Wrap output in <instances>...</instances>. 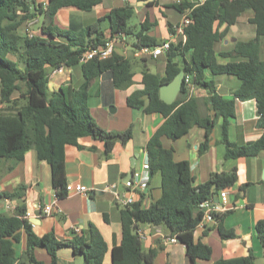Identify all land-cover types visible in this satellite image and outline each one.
<instances>
[{"label": "trees", "instance_id": "1", "mask_svg": "<svg viewBox=\"0 0 264 264\" xmlns=\"http://www.w3.org/2000/svg\"><path fill=\"white\" fill-rule=\"evenodd\" d=\"M102 1L49 0L46 4H36L34 0H0V158L17 160L24 153L25 143L35 141L37 158L46 160L50 165L52 185L58 197L67 194L65 144L78 145V138L91 136L103 141L105 151L109 153L116 141H126L132 134L131 126L120 132L107 131L96 123L90 113L89 89L100 74L110 71L116 87L127 86L133 75L130 60L113 52L105 58L95 56L80 62L81 54L88 47L104 44L102 22L107 20L111 36L132 34L136 49L162 42L146 34L147 20L141 23L138 31H131L128 20L133 6L128 2L113 7L105 17L79 31L51 24L62 7L74 6L89 11ZM176 8L190 18L184 28L185 38L172 42L166 50L164 74L144 70V87L127 97L128 106L138 110L143 109L144 100L149 97V104L143 111L158 112L165 117L146 144L149 174L150 177L159 174L160 195L152 199L148 206H142L141 199H138L120 211L122 239L111 248L112 264H153L158 248L142 250L136 233L139 223L166 227L185 245L190 264H207L204 261L210 259V246L193 236L203 215L199 204L215 192L232 186L237 179L236 172L211 173L206 181L195 184L190 163L175 160L173 149L163 146V136L170 139L182 137L190 123L199 121L204 129V140L198 149L203 152L208 147L215 119L221 116L220 141L225 145L224 158L254 156L264 150V60L260 59L257 39L264 35V0H205L201 4L193 1L178 4ZM247 8L254 11L250 22L256 27V38L237 40L230 51L217 53L218 43L229 30L219 31V26L234 24L236 16ZM39 15L42 16L40 28L46 38L23 36L18 32L19 26L27 19ZM217 55L230 60L219 63ZM77 64H81V86L75 87L66 82L57 89L49 90V69L70 68ZM180 70L191 75L194 85L212 91L214 81L208 79V75H233L239 79L240 85L232 99H224L212 92L208 99L214 116H201L194 99L187 97L184 87L183 94L170 104L159 96L160 85L171 81ZM248 98L255 99L258 124L263 133L254 141L236 144L228 138L227 119L234 114V99ZM140 194L143 196L144 192ZM23 215L24 207L16 216L0 215V264H26L17 263L14 253L13 244L19 239L21 228L26 232L25 254L29 263L45 264L34 257L33 248L36 246L44 248L50 255L47 264H57L58 249L67 246L82 255L83 264H102L107 245L93 224H89L87 232L74 240H58L52 232L37 236ZM223 215L224 212L214 214L220 237H234V231L225 229L221 224ZM255 232L263 248L264 264V219L256 221ZM211 264H253V255L221 258Z\"/></svg>", "mask_w": 264, "mask_h": 264}, {"label": "crops", "instance_id": "2", "mask_svg": "<svg viewBox=\"0 0 264 264\" xmlns=\"http://www.w3.org/2000/svg\"><path fill=\"white\" fill-rule=\"evenodd\" d=\"M48 1L34 0L36 4H46ZM134 1L136 0H103L89 11L74 6L62 7L54 15L51 24L62 29L79 31L105 17L113 7L128 2L133 6L132 16L136 17L139 24L130 25L128 20L131 31H138L141 23L147 20L146 34L160 42L172 39L174 26L183 18L184 13L176 6L194 0H150L151 4L148 1L145 4L132 5L131 2ZM253 16L254 11L247 8L236 16L234 24H221L219 31L225 28L229 30L218 43L216 52L230 51L237 40L256 38V27L250 22ZM38 17L41 24L42 16ZM35 24L28 31L23 23L18 32L23 36L46 38L40 26L33 29ZM102 27L105 41H113L112 52L130 60L133 75L131 83L127 86L116 87L110 71L100 74L89 89L90 113L96 123L107 131L120 132L131 126L130 138L126 141H116L109 153L105 151L103 141L91 136L78 138V145L65 144L64 168L67 183L83 184L88 189L86 193L71 191L63 197L55 194L50 165L46 160L37 158L35 141H27L24 153L19 159L0 158V215L16 216L19 209L24 207L23 216L37 236L52 232L58 240H74L87 232L89 224H93L107 245L102 264H112L111 248L118 245L122 239L120 211L127 205L124 199L128 192L123 182L130 177L131 170L139 169L147 160L146 144L165 120L158 112L145 113L143 109L128 106L127 97L144 87V70L164 74L166 53L156 57L137 56L132 34L111 36L107 20L102 22ZM231 38L235 40L232 41ZM175 39H180V36ZM257 39L259 56L264 60V35ZM216 57L219 63L230 60L219 55ZM80 66L81 64L65 67L53 74L50 73L52 69H49V90L57 89L66 82L75 87L81 86L83 77ZM208 79L214 81V91L194 84L183 87L187 97L194 99L198 114L213 118L214 113L208 99L210 94L213 92L224 99H232L240 81L227 74L208 75ZM183 92L182 88L177 97ZM257 112L254 98L234 99V114L227 119L230 141L245 144L262 135L263 129L258 124ZM221 123L222 117L219 116L209 133L208 147L203 152L198 149L204 140V129L199 121L190 123L187 133L182 137L170 139L163 136L161 142L164 147L173 149L175 160H187L190 163L195 184L206 181L211 173L232 170L236 172L235 183L225 189L229 210L224 212L221 221L225 229L234 231L235 236L222 239L214 222H205L194 229L195 240L211 248L210 259L204 263L211 264L221 258L242 257L251 253L253 264H263V248L255 232V223L264 219V150L254 156L224 158L225 145L220 141ZM159 186V174L150 177L148 191L144 192L143 196L136 195L135 201L141 199V205L148 206L152 199L160 195ZM46 205L50 206V210H44ZM137 228L145 234V238L141 240L143 251L158 248L153 264H190L185 245L178 239L176 242L167 240L172 234L166 227L139 223ZM18 236L19 239L13 244L17 263L32 264L28 262L25 254L27 237L23 228L19 229ZM33 254L38 261L45 264L50 262V255L42 247H34ZM57 255V264H83L82 255L75 253L71 247L59 248Z\"/></svg>", "mask_w": 264, "mask_h": 264}, {"label": "built area", "instance_id": "3", "mask_svg": "<svg viewBox=\"0 0 264 264\" xmlns=\"http://www.w3.org/2000/svg\"><path fill=\"white\" fill-rule=\"evenodd\" d=\"M205 0H194L195 4H201ZM37 22V18H29L25 21L24 25L25 28L29 31L31 30L30 27ZM190 22V18L184 14L182 20L174 26V33L172 34V39H166L163 40L159 45L156 46H142L140 48H137L136 55L137 56H152L156 57L159 54L166 52V50L169 49L170 44L174 42L176 39V36H180L183 39L185 38L184 35V28L185 26ZM30 35L31 32H28ZM113 41L107 40L104 42L103 45H96L88 47L80 56V62H84L88 59H91L95 56L100 58H105L109 56L113 51ZM65 67H60L58 69H52L51 74L55 72H60ZM192 83V77L190 74H184L183 78V86H191ZM149 180H150V174H149V163L148 159L141 165L139 169L133 170L132 175L124 180V185L127 189V196L124 199L125 204H132L135 202L136 195L146 192L149 187ZM87 187L83 184H66V190L67 193L71 191H76L80 193H86ZM226 190L221 189L214 194H212L208 199L204 200L199 204V210L203 212L202 219L198 223L197 226H202L205 222H215L214 214H221L223 212H226L229 210V207L227 205L226 200ZM217 197V199H215ZM45 211L50 210V206L46 205L44 207ZM136 233L140 240L145 238V234L140 229H136ZM170 242H176L177 238L175 235L169 236L167 238Z\"/></svg>", "mask_w": 264, "mask_h": 264}, {"label": "water", "instance_id": "4", "mask_svg": "<svg viewBox=\"0 0 264 264\" xmlns=\"http://www.w3.org/2000/svg\"><path fill=\"white\" fill-rule=\"evenodd\" d=\"M150 0H136L134 2H131L132 5H137V4H145ZM232 41L235 40V38H231ZM227 40H225L226 42ZM184 71L180 70L171 81L164 83L162 85H160L159 87V96L161 98V100H163L165 103L170 104L172 103L178 93L182 90L183 88V78H184ZM150 98L147 97L144 100V104H143V109L149 104ZM257 114L259 115V112H257ZM132 175V170L130 171V176ZM262 178L264 179V176H262ZM179 240V239H178ZM180 241V240H179Z\"/></svg>", "mask_w": 264, "mask_h": 264}, {"label": "rangeland", "instance_id": "5", "mask_svg": "<svg viewBox=\"0 0 264 264\" xmlns=\"http://www.w3.org/2000/svg\"><path fill=\"white\" fill-rule=\"evenodd\" d=\"M31 1V0H30ZM105 1H107V0H105ZM129 24L131 25V24H133V25H137V26H139V24H138V22H137V20H136V17H131L130 19H129ZM40 26V19H39V17H37V22H36V24L33 26V29H37L38 27ZM13 59H18L17 58V56H11Z\"/></svg>", "mask_w": 264, "mask_h": 264}]
</instances>
